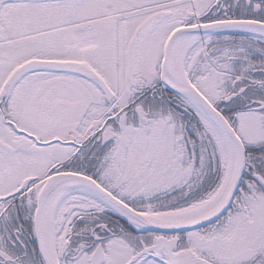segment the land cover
<instances>
[{"label":"snow or ice","instance_id":"6c2138e0","mask_svg":"<svg viewBox=\"0 0 264 264\" xmlns=\"http://www.w3.org/2000/svg\"><path fill=\"white\" fill-rule=\"evenodd\" d=\"M0 264H264V0H0Z\"/></svg>","mask_w":264,"mask_h":264}]
</instances>
